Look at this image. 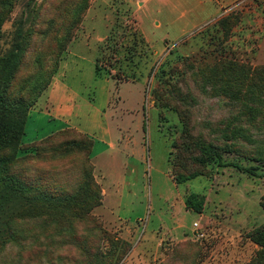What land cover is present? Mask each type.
<instances>
[{"label":"rangeland","instance_id":"obj_1","mask_svg":"<svg viewBox=\"0 0 264 264\" xmlns=\"http://www.w3.org/2000/svg\"><path fill=\"white\" fill-rule=\"evenodd\" d=\"M0 11V58L19 55L13 88L28 98L45 86L13 166L36 199H22L0 264H264V0H10ZM204 142L221 166L190 160ZM174 166L203 176L177 185ZM190 194L202 213L186 208Z\"/></svg>","mask_w":264,"mask_h":264},{"label":"trees","instance_id":"obj_2","mask_svg":"<svg viewBox=\"0 0 264 264\" xmlns=\"http://www.w3.org/2000/svg\"><path fill=\"white\" fill-rule=\"evenodd\" d=\"M9 5L10 0H0V8L2 10L7 9ZM4 18V11H0V29L5 20ZM67 42L68 41H66V46L68 44ZM66 46H64V48ZM18 60L19 55L17 53H11L5 58H0V239L5 237L3 235L5 234V231H8L9 233L8 238H18V234L13 230V227H11V222H13L17 217L18 212L22 209V199H24L26 203L28 202L29 206H31L34 199H36L33 193H31L34 190V187L31 184L25 183L21 176L13 171V166L16 160V155L19 156V153H22V151H27L18 148L22 143L25 134V125L29 112L35 103L36 98L42 93L45 86L41 88L35 86L31 96L28 98H25L23 95L26 86H24L22 90L14 89L12 83L15 79ZM53 67L54 69L51 70L49 74H45L42 84L46 83L48 79L51 80L55 73H57L58 63H55ZM66 130L69 129L54 132L44 139L51 138ZM184 137L186 139L190 137V134L186 129ZM85 138L87 140H85V142L86 149L88 150V157H91L92 142L87 136H85ZM173 147H176V145L173 144ZM196 147L199 154L191 156L190 160L192 162L203 167L210 164L212 161H217L219 166L222 165L223 157L220 152L222 150L219 146L204 142L202 145L197 144ZM174 157V163L180 160V152L178 150ZM234 167L241 170L238 165H234ZM171 174L177 185L203 176V173L200 171L180 172L178 167L175 166L172 168ZM89 179H92L90 174ZM96 189L98 188L96 187ZM42 196L48 198L51 195L48 196L42 193ZM54 200H62L61 202H64L62 204H67L68 201L70 202V199L67 197H61L60 199L54 198ZM55 205L56 203L52 204V206ZM185 206L189 210L202 213L204 200L198 198L195 194H190L185 199ZM263 240L264 232L262 231L259 233V236L255 238V243L262 246L264 244Z\"/></svg>","mask_w":264,"mask_h":264},{"label":"crops","instance_id":"obj_3","mask_svg":"<svg viewBox=\"0 0 264 264\" xmlns=\"http://www.w3.org/2000/svg\"><path fill=\"white\" fill-rule=\"evenodd\" d=\"M59 73V72H58ZM58 73L56 74V76H58ZM55 79H56V77H55ZM61 87V86H60ZM62 87H64V90L66 91V94L64 93V96H63V99H62V101L63 102H68V103H70L71 101H75V98H73L72 96H71V93H73L72 91H70V89L66 86V85H62ZM60 96H62V95H60ZM58 99H61V98H58ZM67 107V106H66ZM72 108H73V106L72 105H70V108L68 107V112H73L72 111ZM67 112V113H68ZM57 122V120H53V122ZM63 125L62 126H60V128H58L55 132H57V131H60V130H64V129H70L71 127H67V124L65 123V122H63L62 123ZM54 133V132H53ZM49 136V135H48Z\"/></svg>","mask_w":264,"mask_h":264},{"label":"built area","instance_id":"obj_4","mask_svg":"<svg viewBox=\"0 0 264 264\" xmlns=\"http://www.w3.org/2000/svg\"><path fill=\"white\" fill-rule=\"evenodd\" d=\"M195 226H197V224H195Z\"/></svg>","mask_w":264,"mask_h":264}]
</instances>
